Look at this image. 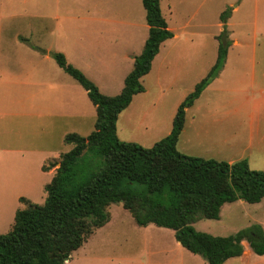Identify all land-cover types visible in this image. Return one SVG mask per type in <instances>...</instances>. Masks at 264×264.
I'll use <instances>...</instances> for the list:
<instances>
[{
  "label": "rangeland",
  "instance_id": "374dc122",
  "mask_svg": "<svg viewBox=\"0 0 264 264\" xmlns=\"http://www.w3.org/2000/svg\"><path fill=\"white\" fill-rule=\"evenodd\" d=\"M237 3V12L225 26L219 14L226 8L230 13ZM253 4V0H159L173 37L161 43L149 71L140 78L143 90L132 96L122 115L118 113L117 137L144 147L162 138L174 108L214 63L216 36L224 26L230 45L223 65L185 109L176 148L202 158L245 159L249 168L262 169L263 147L248 146V133L264 134V33L259 24L262 16L257 24L252 20ZM146 36L140 0H0V86H38L39 82L47 86L45 127L36 122L28 127L20 114L0 116V146L8 150L0 152V233L10 228L14 211L24 207L13 201L14 194L43 202V187L51 176L42 167L70 148L63 136H85L93 129L95 111L85 90L57 66L52 53H62L100 93L116 95ZM232 38L238 42L232 44ZM3 78L10 83H1ZM70 92L77 108L65 117L70 113L60 105ZM13 97L22 99L16 91ZM107 211L112 225L95 229L84 242L103 244L123 238L128 249L144 243L133 231L141 227L118 202ZM234 211L223 210L219 221L200 218L191 225L211 235L227 233L239 223L236 217L241 213ZM222 221L226 226L219 229ZM118 229L123 231L119 234Z\"/></svg>",
  "mask_w": 264,
  "mask_h": 264
},
{
  "label": "trees",
  "instance_id": "16d2710c",
  "mask_svg": "<svg viewBox=\"0 0 264 264\" xmlns=\"http://www.w3.org/2000/svg\"><path fill=\"white\" fill-rule=\"evenodd\" d=\"M140 2L147 36L116 95L100 93L62 53H52L57 66L85 90L94 106L93 129L85 136H63L70 148L49 162L48 166H57L43 187L42 203L19 198L24 207L14 211L10 228L0 233V264H66L93 230L108 221L107 208L115 202L121 203L138 226L153 224L173 230L176 241L207 264H222L240 255L242 239L255 254L264 255V232L258 224L226 236L211 235L191 225L200 218L217 219L223 203L264 199V171L249 168L245 159L227 162L186 155L176 148L185 109L223 65L230 45L224 26L216 36L214 63L177 105L168 134L149 147L116 135L118 113L143 90L140 78L149 71L160 43L173 35L162 17L159 0ZM228 15L226 8L219 21L225 22Z\"/></svg>",
  "mask_w": 264,
  "mask_h": 264
},
{
  "label": "crops",
  "instance_id": "0c3cea01",
  "mask_svg": "<svg viewBox=\"0 0 264 264\" xmlns=\"http://www.w3.org/2000/svg\"><path fill=\"white\" fill-rule=\"evenodd\" d=\"M244 1L246 2L247 0ZM258 1H260L261 3L260 7L258 5ZM253 2L254 4L252 5L250 12L254 16V19L252 20L255 22V24H257L258 22L257 19L260 16H262L259 21V24L260 26H263L262 27L263 31L261 32L264 33V0H253ZM238 8H239V3L233 5V7L230 10L229 16L224 22L225 26H227L229 24V21L232 20L233 14L237 12ZM253 36L255 38V34H253ZM237 42H238L237 39L234 38L231 39L232 44H236ZM254 50H255V39L252 40V51ZM3 79L1 80V83L4 84L10 83V81H8L6 78ZM208 87L209 86H206L205 88L207 89ZM15 91L18 93V95L22 96V99L21 98L16 99L13 97V93ZM46 91H47V86H40V82L38 86H0V116L3 117L6 114H12V115L20 114L25 119V124H27L28 127H30L31 122L33 123L36 122L35 124H37L39 128L45 127L46 119H47V108L45 103ZM69 94H70L69 97L64 98V100H62V104L60 105V108L64 110V113H70V114H64L65 117H71L73 115L71 114L72 108H77L74 105L75 100L73 99L75 98L73 96V92H70ZM131 102H132V98L130 100V103ZM129 104L120 112L121 115L125 111V109L129 107ZM175 110L176 108H174V111L169 116L170 118L169 123L167 122V124H165L166 127L165 126L163 127L164 130L161 133L162 137L168 134L170 130L171 120ZM156 124H157L156 126H159V123ZM260 135L263 136L261 137ZM248 140H249L248 146H252L256 148L262 146L264 152V134L253 133V132L248 133ZM4 148L5 146L1 145L0 152H3ZM4 151L8 152V150H4ZM58 157L59 155L53 156L51 161H56ZM227 162H233V160L228 159ZM44 165L47 167L43 170L47 174L52 176L54 173V169L57 166V163H55L54 166H49V167L47 164ZM255 170L264 171V167L262 169L255 168ZM20 197H23L21 193L14 194L13 201L15 202V199L19 201ZM25 199L30 201L28 198ZM118 203L121 205L120 202ZM223 210H225V213H227L226 211L228 210L230 212L232 210H235L234 212L237 215H239L238 214L239 212L241 213V215H239V217L238 216L236 217L239 221L238 225L230 226L231 228L230 232L217 233V234L221 236L230 235L253 223L258 224L264 232V199L263 198L255 203H247L242 199H236L232 202L223 203L220 206L218 218L213 220L219 221L220 217L222 216ZM111 225H112V218L111 215L109 214L108 221L102 226L98 227V229L107 228ZM151 225L153 224L140 226L141 229H133L134 232L137 231L138 236H140V239L141 237L144 238L143 239L144 243L140 242L135 246H130V249H128L126 243L122 242L124 241L123 238L118 239V242H106L103 244H99L95 242H83L76 250H74L70 254L69 259L66 260L65 263L66 264H207L206 261H204V259H202L199 255L193 254L184 247H182L179 244V242L176 241V239L174 238L173 230L165 227H158ZM225 226L226 223L224 221L219 222L218 224L219 229L224 228ZM121 231L123 230L118 229V233ZM217 231L220 230L212 229L211 232H217ZM140 239L138 238V240ZM240 243L242 247V251L240 255L227 258L222 264H264V255L255 254L251 250L248 242L245 239H242ZM131 249H134V251H131ZM80 254L81 256H79Z\"/></svg>",
  "mask_w": 264,
  "mask_h": 264
}]
</instances>
